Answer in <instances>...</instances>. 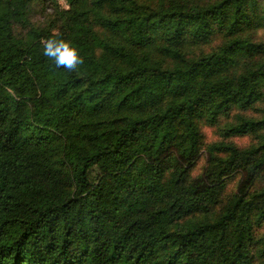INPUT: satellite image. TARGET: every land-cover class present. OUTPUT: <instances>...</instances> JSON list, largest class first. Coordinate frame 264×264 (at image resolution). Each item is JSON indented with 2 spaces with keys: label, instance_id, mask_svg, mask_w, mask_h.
Segmentation results:
<instances>
[{
  "label": "trees",
  "instance_id": "16d2710c",
  "mask_svg": "<svg viewBox=\"0 0 264 264\" xmlns=\"http://www.w3.org/2000/svg\"><path fill=\"white\" fill-rule=\"evenodd\" d=\"M58 1L0 0V264H264V135L202 131L264 102V0Z\"/></svg>",
  "mask_w": 264,
  "mask_h": 264
},
{
  "label": "rangeland",
  "instance_id": "374dc122",
  "mask_svg": "<svg viewBox=\"0 0 264 264\" xmlns=\"http://www.w3.org/2000/svg\"><path fill=\"white\" fill-rule=\"evenodd\" d=\"M60 6L62 8L67 9V5L64 1H58ZM53 10L48 9L46 12L43 13V11L39 12V15H37L35 22L42 24L44 21L47 22V20L52 15ZM256 40L264 42V29L258 31ZM219 40L214 41L212 44L213 48H216L219 44ZM210 47L207 48L209 50ZM212 48V47H211ZM237 114L245 116L247 118H252L256 120H261L264 118V102L258 103L255 109L248 110L246 112L240 111V110H234L229 117H222L219 121V123L216 126H204L202 128L203 134H204V143L206 146H210L214 143H231L239 147L240 149H246L250 148L252 146H258L261 142V139L263 138L262 135H264V131L254 134V135H245V136H238V137H230L226 138L224 137V129L231 123H234L236 121ZM207 165V152L206 150L203 151V156L200 159L195 171L194 176H199L203 173L205 167ZM241 178V175H237L235 178H233L229 183V188L227 191V196H229L232 193L237 192L238 190V183ZM257 237L261 240L264 239V226L257 230ZM263 260H258L256 264L262 263Z\"/></svg>",
  "mask_w": 264,
  "mask_h": 264
},
{
  "label": "clouds",
  "instance_id": "9594fccd",
  "mask_svg": "<svg viewBox=\"0 0 264 264\" xmlns=\"http://www.w3.org/2000/svg\"><path fill=\"white\" fill-rule=\"evenodd\" d=\"M43 54L51 58L56 66L69 70L82 63L78 49L69 41L49 39L44 45Z\"/></svg>",
  "mask_w": 264,
  "mask_h": 264
}]
</instances>
